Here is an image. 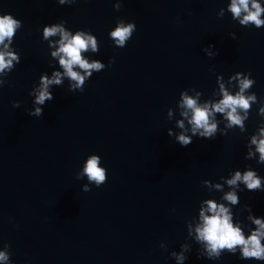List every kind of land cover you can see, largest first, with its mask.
Masks as SVG:
<instances>
[{"label": "water", "instance_id": "obj_1", "mask_svg": "<svg viewBox=\"0 0 264 264\" xmlns=\"http://www.w3.org/2000/svg\"><path fill=\"white\" fill-rule=\"evenodd\" d=\"M231 2L0 0V16L20 21L0 44L17 57L0 72V264H264L243 258L241 246L210 256L196 232L201 210L211 215L207 201L227 208L245 239L254 220L264 223V190L227 183L251 171L264 189L252 143L264 138V26L242 25L246 14L234 18ZM130 23L136 30L121 47L111 33ZM57 25L97 42L81 56L104 67L85 75L74 65L80 87L62 54L52 55L60 34L44 36ZM57 72L53 99L36 104L41 77ZM244 78L253 84L242 95L255 99L237 109L242 126L213 113L215 137L180 146L177 135L191 136L183 96L211 110L221 85L235 96ZM36 108L41 116L28 115ZM92 156L105 170L100 187L84 172ZM229 192L237 203L225 199Z\"/></svg>", "mask_w": 264, "mask_h": 264}, {"label": "clouds", "instance_id": "obj_2", "mask_svg": "<svg viewBox=\"0 0 264 264\" xmlns=\"http://www.w3.org/2000/svg\"><path fill=\"white\" fill-rule=\"evenodd\" d=\"M63 2V0H61ZM229 10L234 18L241 16L244 12L246 15L240 19L242 25L247 26L249 23L255 24L258 28L264 26V21L260 19L261 9L260 4L256 0H251V7H249V0H232L229 5ZM20 26V21L13 19L10 14L0 16V44L4 43L5 38H11L15 30ZM136 30L135 24H128L126 26L117 25L111 35L121 47L126 46V42L131 38L132 33ZM60 34V47L57 52H53V56L61 55L59 63L64 69L65 74L72 80L76 81V86L80 87L84 83V77L73 71V66H79L83 69L85 75H90L91 70L100 71L104 65L98 61L88 63L82 59L81 52L86 51L89 46L93 51L97 50V42L92 36H84L82 33H77L74 37L70 36L68 32L64 31L60 26L46 27L44 30L45 38L49 36ZM7 47V46H5ZM8 57L6 59L5 57ZM17 59L12 53L0 52V72L11 66L12 60ZM60 73H54L53 79L49 80L46 77H41V87L35 97V103L43 105L45 101L53 99L52 94L48 91L50 84H60ZM253 81L247 78L239 80L240 91L235 96L229 95L224 91L221 85L222 98L220 101L211 106L208 104L198 106L197 101L191 97L183 96L182 107L191 111V117L188 123L191 125V136L183 133L176 136V140L180 146L186 147L192 143V137L212 139L215 137L217 125L211 122L210 118L213 113H223L229 121V127L233 125L242 126V118L237 114V109L247 110L249 108V101L254 100L255 97L245 98L242 93L249 89ZM28 115H35L37 117L42 115V109L36 108L34 113L29 112ZM182 116L187 117L188 112H182ZM177 126L184 128L182 121H177ZM172 135L171 131L168 133ZM261 136L264 137V129L261 130ZM252 143L256 145L257 151L260 153V160L264 162V138L257 140L255 137ZM99 157L92 156L85 164L84 172L90 181H95L97 187H100L106 182L105 170L98 167ZM237 182H243L248 191L264 190L261 189V181L254 172L248 171L243 175L237 171L232 179L228 180L229 185H236ZM219 187V186H217ZM225 199L232 204L238 202V198L234 193L226 194ZM207 211L211 215H205L204 210H201L200 217L202 225L196 229L197 239L206 242L209 255H219L223 249L234 251L236 246L242 247L243 258H256L258 260L264 259V246L261 245V237H264V223L259 219L254 220L258 225L256 231L245 239L239 227H234L231 222L229 210L223 205H218L212 201H207ZM0 259H5L4 254L0 253ZM182 259V257H178Z\"/></svg>", "mask_w": 264, "mask_h": 264}]
</instances>
